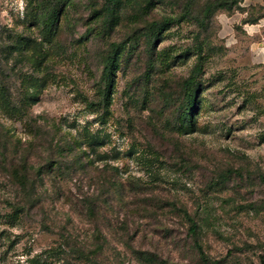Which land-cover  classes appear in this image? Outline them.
<instances>
[{"label": "rangeland", "instance_id": "1", "mask_svg": "<svg viewBox=\"0 0 264 264\" xmlns=\"http://www.w3.org/2000/svg\"><path fill=\"white\" fill-rule=\"evenodd\" d=\"M232 2L0 0V264H264V2Z\"/></svg>", "mask_w": 264, "mask_h": 264}, {"label": "trees", "instance_id": "2", "mask_svg": "<svg viewBox=\"0 0 264 264\" xmlns=\"http://www.w3.org/2000/svg\"><path fill=\"white\" fill-rule=\"evenodd\" d=\"M106 1V8L108 10H113L114 7L116 6L118 0H105ZM238 0H233L232 4L234 3H237ZM192 3L189 1L186 3L185 5V11L189 12L190 11V7H191ZM57 15H58V10H53L51 11L49 14H48V17L50 16V19L52 22V25H55L56 24V21H57ZM264 17V15H258V16H255V18H252V19H246V20H243V23H246V22H250V23H253V22H256L258 19ZM164 25L166 24H169L170 23V19H166L164 20ZM156 24L159 25V23L157 22H152V24L149 26V28H152L154 26H156ZM116 50V49H115ZM115 50L113 51V53L111 54H108L107 55V58H106V62L104 64V67H103V70H102V76L104 79H106L107 77V81H108V78H109V74H110V71L112 69H114V66L116 64V57H117V50L115 52ZM193 77H194V74H192L186 81V86H187V94H186V102H185V106H184V111L181 113V119H180V124L184 126V123H185V120L188 118V122H189V125L192 127V124H193V120H192V117H193V114H194V111H195V104H196V101H195V98H196V87L194 86V82H193ZM110 84V83H109ZM193 85V87H192ZM36 96L33 98L31 97V100L34 102L36 100ZM87 140L83 141V142H79L78 143V150L80 151L81 154L85 155L87 152L85 150L82 149V145L85 147V149H87V147H89L88 149L94 151V146L96 145H99L102 143V140L99 139L97 136L95 135H90L86 138ZM87 145V146H86ZM81 154L79 155V157L81 156ZM101 157V156H99ZM100 159H103V158H100ZM154 159H158L156 157H154ZM89 162H92L94 161L93 159H90L88 160ZM105 169H107V164L105 163ZM107 174V173H106ZM118 179L117 178H114L112 180V185H117L118 184ZM175 209L179 212H181L182 216L187 220L189 221L190 223V226L188 227V233L189 234H195L196 233V230L198 228V225H197V222L194 220V218L190 215V213L186 210V209H183V208H180L178 206L175 205ZM19 211H21L20 209V206L16 207L15 206V209L13 211V214H12V218L17 220L19 218ZM198 250L200 251L201 250V247L200 246H197ZM30 264H42L41 261L38 259V257L36 258H32L30 260ZM92 264H98L96 262H93Z\"/></svg>", "mask_w": 264, "mask_h": 264}, {"label": "crops", "instance_id": "3", "mask_svg": "<svg viewBox=\"0 0 264 264\" xmlns=\"http://www.w3.org/2000/svg\"><path fill=\"white\" fill-rule=\"evenodd\" d=\"M245 1H248L245 5L254 4L256 2H264V0H243V2ZM244 25L247 27L246 29H250L252 31L250 33L251 36L258 37L256 40H253L250 47L252 57L256 61L264 62V17L253 23L246 22Z\"/></svg>", "mask_w": 264, "mask_h": 264}]
</instances>
